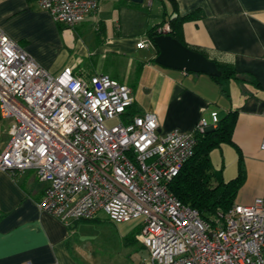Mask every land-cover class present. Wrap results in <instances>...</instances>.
I'll return each mask as SVG.
<instances>
[{"label": "built area", "instance_id": "built-area-1", "mask_svg": "<svg viewBox=\"0 0 264 264\" xmlns=\"http://www.w3.org/2000/svg\"><path fill=\"white\" fill-rule=\"evenodd\" d=\"M34 1L69 28L95 15L101 2ZM73 71L52 74L0 29V114L11 121L0 171H35L46 187L40 209L64 223L101 213L116 224L138 222L137 240L151 264H264V197L204 220L170 190L196 134L215 128L218 113L212 125L201 118L192 133L161 134L155 113L129 117L127 85Z\"/></svg>", "mask_w": 264, "mask_h": 264}, {"label": "crops", "instance_id": "crops-1", "mask_svg": "<svg viewBox=\"0 0 264 264\" xmlns=\"http://www.w3.org/2000/svg\"><path fill=\"white\" fill-rule=\"evenodd\" d=\"M156 1L161 8L155 11ZM175 1L176 7L170 0H101L95 15L69 28L55 23L34 0H0V29L52 74L71 67L85 79L105 75L127 85L134 98L130 111L155 113L161 134L192 133L201 118L212 125L213 112L221 120L236 111L232 140L238 150L223 145L212 152L211 160L216 155L215 171L222 170L225 181L238 176L241 162L245 181L235 203L251 205L264 197V0ZM175 8L181 16L197 14L183 26L186 43L233 68L236 78L220 86L212 76L156 64L159 54L147 34ZM142 42L148 47L138 48ZM0 121L9 122L0 141L1 156L10 141L11 121L1 114ZM45 188L33 170L0 171V264H104L98 252L85 249L82 229L121 224L105 214L64 223L40 209ZM138 227L142 230L138 223L124 237L125 246H130L126 237Z\"/></svg>", "mask_w": 264, "mask_h": 264}, {"label": "trees", "instance_id": "trees-1", "mask_svg": "<svg viewBox=\"0 0 264 264\" xmlns=\"http://www.w3.org/2000/svg\"><path fill=\"white\" fill-rule=\"evenodd\" d=\"M170 1L175 7L177 6L175 0ZM177 11L178 9L175 8L174 14H164L163 21L148 32V39L154 43V39L162 35L159 29L169 24L171 31L168 35L189 49L206 56L203 51L189 46L183 35L184 24L194 20L197 14L193 13L181 16ZM154 46L156 47L157 54H159L158 47L155 44ZM212 62L216 63L222 71L221 77H212L220 86H222L224 81L237 77V73L233 68L219 65L215 61ZM128 114L129 117L138 115L134 109ZM237 117L238 113L236 111H230L219 120L215 128L205 133H197L196 146L191 158L183 164L178 176L170 184L171 192L184 205L199 211L204 220H210L219 210L228 211L233 207L238 192L245 181L241 162L238 176L230 181H225L223 171H215L211 160L212 152L223 145H231L237 149L232 140ZM140 231L141 228L138 227L134 233L126 237V245L137 243L136 236Z\"/></svg>", "mask_w": 264, "mask_h": 264}, {"label": "rangeland", "instance_id": "rangeland-1", "mask_svg": "<svg viewBox=\"0 0 264 264\" xmlns=\"http://www.w3.org/2000/svg\"><path fill=\"white\" fill-rule=\"evenodd\" d=\"M158 1L155 2L154 10H158ZM223 115V113L221 114ZM113 122L108 125H112ZM0 141L4 140L6 135L3 134L4 129L9 127L8 121H0ZM227 147H224L223 150ZM233 152V151H232ZM218 154V153H217ZM233 154H235L233 152ZM225 155L228 159V153L226 151ZM215 162L218 163V158L216 155L213 156V167L216 166ZM214 170L215 167H214ZM219 170V169H218ZM102 214V213H101ZM99 214V216L101 215ZM105 217L104 215L100 216ZM138 226L136 221L127 222L121 225H112L110 223H104L102 225H87L82 229L83 235H85L86 247L85 249L91 248L92 251L98 252L101 263L104 264H151V256L148 250L143 248L140 244L135 243L129 247L125 246L124 237L128 232L133 231L134 228Z\"/></svg>", "mask_w": 264, "mask_h": 264}, {"label": "water", "instance_id": "water-1", "mask_svg": "<svg viewBox=\"0 0 264 264\" xmlns=\"http://www.w3.org/2000/svg\"><path fill=\"white\" fill-rule=\"evenodd\" d=\"M132 1L142 3L144 0ZM154 44L159 49V55L155 62L164 68L186 73L205 74L216 78L222 75V71L216 63L210 61L203 54L184 46L168 34L156 37Z\"/></svg>", "mask_w": 264, "mask_h": 264}, {"label": "bare ground", "instance_id": "bare-ground-1", "mask_svg": "<svg viewBox=\"0 0 264 264\" xmlns=\"http://www.w3.org/2000/svg\"><path fill=\"white\" fill-rule=\"evenodd\" d=\"M166 28V26H164V27H162V28H160L159 29V32L162 34V35H165V34H168L169 32H166V31H164V29ZM153 43V42H152ZM154 44V43H153Z\"/></svg>", "mask_w": 264, "mask_h": 264}]
</instances>
